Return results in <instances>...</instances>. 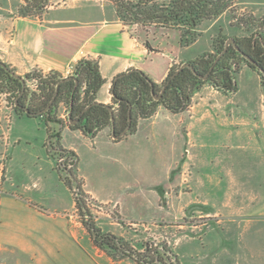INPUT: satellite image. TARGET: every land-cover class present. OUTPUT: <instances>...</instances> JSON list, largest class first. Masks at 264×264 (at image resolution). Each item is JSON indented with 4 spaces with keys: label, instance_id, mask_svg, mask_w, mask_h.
Wrapping results in <instances>:
<instances>
[{
    "label": "crops",
    "instance_id": "1",
    "mask_svg": "<svg viewBox=\"0 0 264 264\" xmlns=\"http://www.w3.org/2000/svg\"><path fill=\"white\" fill-rule=\"evenodd\" d=\"M99 1L95 12L86 13L85 5H71L70 0H50L41 19L0 17L1 62L20 77L56 72L67 78L69 68L79 60H93L104 80L96 102L108 106L112 105L114 79L128 70L143 71L160 87L178 64L179 34L174 32V42L168 45V34L163 33L161 40H167H158L147 50L121 26L112 4ZM249 12L257 20L264 19L260 10ZM8 25L10 36L4 30ZM244 68L251 70L241 63L240 71ZM252 72L260 90L259 101L253 105L235 102L204 85L184 112L174 114L158 106L153 115L137 120L132 133L126 132L118 140L113 139L110 128L93 138L71 129L64 121L62 103L57 108L61 124L47 125L43 116L33 118L39 132L35 140L46 152L42 156L47 167L36 168L35 159L41 157L37 154L14 169L15 157L6 150L8 160L0 187V264H137L131 259L112 261L83 237L80 224L75 223V195L64 180L67 173L59 164L58 151L48 144L52 130L59 133L57 145L52 139L54 148L74 154L68 159L74 165L69 163L66 168H73L72 175L89 200L101 209L115 208L119 219L130 225L183 231L173 244L177 264H188L187 260L189 264L264 261L258 245L240 236L264 229V214L250 212L251 205H247L257 196L264 199V190L254 188H264V86L257 72ZM21 140L18 137L17 144ZM212 154L218 155L215 163L208 160ZM50 183L58 185L57 190L51 191ZM211 186L223 188L221 204L212 211L193 210L190 217L201 213L212 221L189 225V207L205 205L208 201L203 196L210 193ZM218 228L222 235L211 237L207 249L195 246ZM236 233L239 237L232 241ZM182 240L189 247L185 254L178 251ZM216 250L221 253L216 255Z\"/></svg>",
    "mask_w": 264,
    "mask_h": 264
},
{
    "label": "trees",
    "instance_id": "2",
    "mask_svg": "<svg viewBox=\"0 0 264 264\" xmlns=\"http://www.w3.org/2000/svg\"><path fill=\"white\" fill-rule=\"evenodd\" d=\"M21 3L17 8V16L20 18L41 19L46 13L50 0H19ZM115 11V17L133 38L142 42L143 46L149 50L151 47L149 32L154 30H175L179 33V46L187 48L193 45L201 34L200 25L205 21L219 18L226 12L232 13V20L239 21L235 17L234 8L236 0H107ZM247 23L251 25L257 20L249 13ZM261 21L263 31L251 32L249 36L243 38H233L243 54L250 56L256 63L252 65L245 61L243 57L230 46L226 54L214 65V68L206 80L200 79V75L208 73L214 60L224 48L225 41L230 37L218 35L213 39V53H205L189 63L193 66L196 74L189 68L183 69L176 77L171 78L182 63L173 66L160 87L143 71L137 69L128 70L129 73L119 78L114 83L112 91V106L114 117V136L119 137L128 127V133L135 130L138 119L148 118L154 114L158 106H163L171 113L178 114L184 112L191 104L193 95L204 85H209L215 90L225 95L236 91L237 85L235 75L240 70L241 63H244L251 70L257 72L261 84L264 86V78L259 73V69H264V20ZM240 23V21H239ZM240 25H242L240 23ZM144 33V38L139 36V32ZM9 70L14 71L9 65L5 64ZM71 80L63 82L58 90L57 97L52 108L45 113L44 111L53 98L56 85L63 79L56 72L47 75L30 73L25 80L35 78L37 80V92L23 95L20 104L28 108L26 114L22 109L16 108L19 115H26L31 118L43 116L47 125L61 124L62 121L55 117L56 109L59 104L70 107L72 104V119H78L74 125H69L71 129L80 130L84 135L95 137L104 128L111 127V113L108 105L96 102V95L104 84L100 75L97 62L89 59L79 60L74 65L73 74L68 76ZM0 91L11 89L16 93L15 98L21 93L22 85L18 79L10 76L8 72L0 67ZM75 80L78 86L75 87ZM168 83V84H167ZM164 85L166 90L159 100H154L152 90L159 92ZM131 110V123L129 124V111ZM52 129L49 128V131ZM119 137L118 139H120ZM49 139L55 140L58 144L59 133L52 130ZM115 139V140H118ZM69 159L75 157L72 152L62 151L57 153ZM76 180V179H75ZM77 181V180H76ZM65 182L72 190V182L65 177ZM78 182V181H77ZM79 189L80 184L78 183ZM81 197L76 198L77 210L81 213L83 224L89 233L92 241L102 251L113 258H130L137 264H154L146 261L142 255H138L121 239L109 233H103L92 222L87 209L88 198L82 193ZM158 250L156 257L158 258ZM135 256V257H133ZM165 260L168 257L163 255ZM158 260V259H156Z\"/></svg>",
    "mask_w": 264,
    "mask_h": 264
},
{
    "label": "rangeland",
    "instance_id": "3",
    "mask_svg": "<svg viewBox=\"0 0 264 264\" xmlns=\"http://www.w3.org/2000/svg\"><path fill=\"white\" fill-rule=\"evenodd\" d=\"M237 4L234 8V15L237 18H240L241 20L240 25L239 21L232 20V13L226 12L220 16V18L217 20H211V21H205L203 22L199 27V32L201 34L200 38L191 46L187 48H181V52H178L177 60L178 64L183 62V59L189 58V57H199L202 54L205 53H213V46L212 42L213 39H215L218 35H222L224 37H230V38H243L242 36H249L251 32H259L263 31V28H261V21L264 19H259L256 22H252L251 25L247 23V17L249 15V11L251 9L260 10L262 13H264V0H236ZM19 0H0V17H7L15 16L17 15V8L20 5ZM71 5L73 3H78L80 5H85L87 8H85L84 12L86 11H92L95 12V9L97 5H100L101 2L99 0H70L69 2ZM254 5V6H252ZM49 7V6H48ZM240 8H245L247 10L241 11ZM105 11L108 12V8H104ZM8 10L12 11V14ZM87 13V12H86ZM45 15V14H43ZM84 18V15H83ZM4 26H2L3 28ZM10 25L5 26L4 30L8 31V35L12 33V30H10ZM174 32H177L175 30H154L151 29L149 32L150 35V41L152 45H157L159 41H166L167 39H162L164 37V34H168V45L173 44L174 42ZM178 33V32H177ZM179 34V33H178ZM139 36L141 38H144V33L141 31L139 32ZM159 40V41H158ZM164 45V42H163ZM195 58V59H196ZM0 61H1V52H0ZM177 64V65H178ZM176 66V65H175ZM255 73L252 72V70H249L247 68H244L242 71H238L235 75V81L237 85V89L234 93L228 95L230 96L233 101L238 103H251L252 105L259 101L260 97V90L255 85ZM31 83V80H26V90L28 94H31V88L29 87ZM16 93L9 90H3L0 91V187L1 182L4 180V173L6 169V163L8 160L7 152L8 154L15 157V160L12 162V166L14 169L16 168L17 163L19 164L18 168L20 167L21 162L24 160L31 162L32 158H30L32 155L35 156L37 154L41 155L39 159H35L36 168L41 167L44 170L46 169L45 164V156L46 152L42 148V146L37 142L36 137L39 136V132L37 131L38 127L36 125L35 119L31 117H27L26 115H19L14 108V99H15ZM10 131L8 132V130ZM18 137H21V142L18 143ZM43 155V156H42ZM218 155L212 154L208 156L209 162L213 161L214 163L217 161ZM65 169V168H64ZM64 172V171H63ZM191 170L189 168V177H190ZM65 174V173H64ZM53 174V178H54ZM186 178V173L185 177ZM57 187L54 186V183H50V189L51 191L57 190ZM258 188L257 191L264 190L263 187H254ZM253 188V189H254ZM222 189V190H221ZM218 190L217 188H213L211 186V191L209 194L203 196L208 202L205 203V205H200V207L191 208L189 207V225H196L201 226L204 223L207 225L212 221V217L208 216H202L201 213L195 214L196 217L191 218L192 215L191 212L193 210H199L203 212L216 210L218 206L221 204L224 194H223V188ZM247 192H249V187L246 188ZM202 194V193H201ZM241 199V198H240ZM238 199V200H240ZM247 202V201H245ZM251 205L250 212L254 211L257 215L264 214V199L260 196H257V199L255 201H252L251 203L247 202V205ZM246 205V203H245ZM87 209L89 211L90 217L92 222L95 224L96 227H98L103 233H109L112 234L118 238H121L134 252H136L138 255H142V257H150L152 251L155 250H165L166 252H170L171 256H167L172 264H177L176 257L173 253V244L177 240V238L180 236V234H183V231L178 229L175 230L174 228L170 229L169 227H154L151 225H146L144 227L141 226L142 223H136V225H130L129 222L121 221L119 219V216L117 215V211L114 208H103L101 209L95 202H92L88 199L87 202ZM76 215L75 223L80 224V228L82 231L83 237L86 239H89V242L94 249L98 250L99 253H103L106 257H111L112 261H119L120 258H113L109 254H107L105 251H102L100 248H98L95 243L92 241L89 233L87 232L84 224H83V218L81 213L77 210L76 206ZM216 222L217 218H213ZM264 219V218H261ZM264 221V220H263ZM182 222V221H181ZM204 226H207V225ZM215 226V225H214ZM217 228V226H215ZM222 233L218 229H215L213 233L208 237V239L204 241L198 240L195 243V246H197L199 249H207L206 245H208V241L211 240V237H218L221 236ZM241 239L246 242L255 243L258 245V252L264 253V229L259 231H252L251 233H242ZM232 241H234L236 238L238 239V234H234L231 236ZM85 248V242L82 243ZM204 244V245H202ZM94 251V250H93ZM179 253L185 254L189 251V247L187 246V242L182 240L179 242L178 246ZM200 252H203L202 250ZM216 255L220 254V250H216ZM264 258V255H263ZM128 259L130 258H123ZM131 261V260H130ZM189 264V260H187ZM256 264H264V261H255ZM162 264H168V261L165 260Z\"/></svg>",
    "mask_w": 264,
    "mask_h": 264
},
{
    "label": "water",
    "instance_id": "4",
    "mask_svg": "<svg viewBox=\"0 0 264 264\" xmlns=\"http://www.w3.org/2000/svg\"><path fill=\"white\" fill-rule=\"evenodd\" d=\"M232 46L240 55L241 57H243L245 59V61H247L248 63L252 64V65H256V63L249 57L247 56L246 54H243L241 52V50L239 49V47L237 46L235 40L233 38H229L225 41V44H224V48L222 50V52L220 54H218L214 60V64L213 66H211V68L209 69L208 73L205 74V75H200V79L202 80H206L209 76V74L211 73V71L213 70L214 68V65L218 63V61L226 54V52L228 51L229 47ZM0 67H2L3 69H5L6 72H8L10 74V76H12L13 78L15 79H18L22 85V89H21V93L19 94L18 98H20L26 91V80L24 77H20L19 75H17L15 72L11 71L8 69V67L5 65V63L1 62L0 61ZM185 68H189L191 69L195 74V70L193 68V66L189 63H182L179 68L175 71V73L172 75L171 78H174L176 77L183 69ZM129 73V71L125 72V73H122L120 75H118L114 81H113V84H112V87H111V94H112V91H113V88H114V83L119 79V78H122L124 77L125 75H127ZM259 73L263 76L264 78V69H259ZM72 78L69 77V78H65L63 80H61L57 85H56V91H55V94H54V97L52 98V100L50 101L48 107L46 110H49L50 109V106L52 105V103L54 102L56 96H57V93H58V90H59V87L60 85L65 82V81H68V80H71ZM168 84V83H167ZM78 86V81L75 80V87ZM166 87L167 85H164L160 94L159 95H154V91L152 92L153 95H154V99L155 100H159L161 98V96L163 95V93L165 92L166 90ZM113 96V94H112ZM109 108V111L111 113V133H112V137L113 139H118L119 137L123 136L127 131H128V128L123 132L121 133V135L119 137H116L114 136V117H113V107H108ZM25 113L28 114L29 111L28 109H24ZM69 112L71 113L72 112V104L70 105V110ZM43 112H41L39 115H41ZM68 121H69V124L70 125H74L77 121L76 120H72L69 116L68 118ZM129 124L131 123V110L129 111ZM49 147H51L53 150L55 151H58V153H61L63 150L61 149H55L54 148V145L52 144V140L50 139L49 142ZM70 167H72L74 165L73 163V159H70ZM65 173H67V175L65 174L64 176V180H65V177H68L71 182H72V191L75 195L76 198H79L81 197V193H80V189H79V186H78V182L75 180L74 176L72 175V173L68 170V168H65L64 169ZM158 252H160L162 255H165V256H171V253L170 252H166L165 250H158ZM135 257V256H133ZM168 264H172V262L170 261V259H168Z\"/></svg>",
    "mask_w": 264,
    "mask_h": 264
},
{
    "label": "flooded vegetation",
    "instance_id": "5",
    "mask_svg": "<svg viewBox=\"0 0 264 264\" xmlns=\"http://www.w3.org/2000/svg\"><path fill=\"white\" fill-rule=\"evenodd\" d=\"M250 57V56H249ZM251 58V57H250ZM252 59V58H251ZM253 60V59H252ZM254 61V60H253ZM255 62V61H254ZM212 72V71H211ZM210 75V74H209ZM1 78H0V84H1ZM162 90V89H161ZM161 90L159 91V92H157V93H155V91H154V89L152 90V92L154 91V95H159L160 94V92H161ZM27 91V90H26ZM26 91H25V93H26ZM24 93V94H25ZM23 94V95H24ZM164 94V93H163ZM23 95L20 97V98H18V96L14 99V108L16 109V108H18V109H22L23 111H24V109H28L27 107H26V105L25 106H23V105H21L20 104V100H22V97H23ZM29 95L30 94H28V97H29ZM154 95H153V93H152V96H153V99H154ZM163 96V95H162ZM161 96V97H162ZM54 97V96H53ZM57 97V96H56ZM56 99V98H55ZM161 99V98H160ZM52 100V99H51ZM155 100V99H154ZM54 102H55V100H54ZM54 102L52 103V105L50 106V109L52 108V106H53V104H54ZM50 103V102H49ZM49 105V104H48ZM112 106V105H111ZM48 107V106H47ZM47 109V108H46ZM44 110V111H42L43 113H45L46 111H48V110ZM49 109V110H50ZM69 110H70V107H66V115H65V119H64V121L68 124V125H70L69 124V121H68V118H69V116H70V112H69ZM29 111V110H28ZM25 112V111H24ZM55 117L57 118V109H56V113H55ZM70 118L72 119V117L70 116ZM58 119V118H57ZM72 120H76L77 122H78V119H72ZM76 122V123H77ZM75 123V124H76ZM110 129H111V127H110ZM63 158H65V157H63V156H60L58 159L60 160V162H59V164L60 165H63L64 166V168H66L67 167V165L70 163V161H68V159H63ZM63 159V160H62ZM62 160V161H61ZM72 170H73V168H70L69 169V171L72 173ZM73 174V173H72ZM156 253H157V250H155V251H152V253H151V255H150V257H148V256H144V258L146 259V261H148V262H151V263H154V264H162V263H164L165 262V258L163 257V255L160 253V252H158V258L156 257ZM156 259H158V260H156Z\"/></svg>",
    "mask_w": 264,
    "mask_h": 264
},
{
    "label": "built area",
    "instance_id": "6",
    "mask_svg": "<svg viewBox=\"0 0 264 264\" xmlns=\"http://www.w3.org/2000/svg\"><path fill=\"white\" fill-rule=\"evenodd\" d=\"M73 71H74V67H70L69 68V71H68V74H73ZM31 83H30V88H31V92L32 93H36L37 92V80L35 78H31ZM65 115H66V106H65V110H64V118H65Z\"/></svg>",
    "mask_w": 264,
    "mask_h": 264
}]
</instances>
